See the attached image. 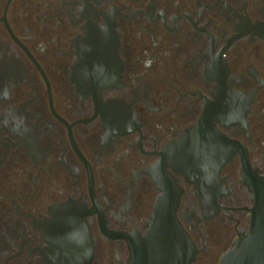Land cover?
<instances>
[{"label": "flooded vegetation", "instance_id": "flooded-vegetation-1", "mask_svg": "<svg viewBox=\"0 0 264 264\" xmlns=\"http://www.w3.org/2000/svg\"><path fill=\"white\" fill-rule=\"evenodd\" d=\"M246 164L264 176V0H0V264H134L169 189L192 264H219Z\"/></svg>", "mask_w": 264, "mask_h": 264}, {"label": "water", "instance_id": "water-1", "mask_svg": "<svg viewBox=\"0 0 264 264\" xmlns=\"http://www.w3.org/2000/svg\"><path fill=\"white\" fill-rule=\"evenodd\" d=\"M245 176L254 202L249 217L250 228L235 240L234 246L223 254L219 264H264V176L252 172L248 164ZM173 192L169 189L158 200L156 211L160 221L145 239V247L139 249L134 264H192L196 260V245L176 216L179 198L174 197ZM71 231H65L66 235L72 233L74 241L81 243L85 240L87 246V232ZM66 242V250L68 247L79 248L78 244H71L68 239ZM90 250V254H85L84 263L72 262L66 253L59 264H91L93 249Z\"/></svg>", "mask_w": 264, "mask_h": 264}]
</instances>
